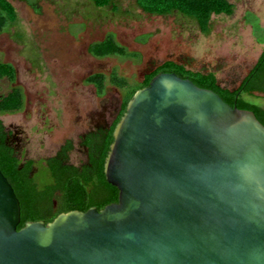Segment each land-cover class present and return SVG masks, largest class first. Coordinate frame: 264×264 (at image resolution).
Returning a JSON list of instances; mask_svg holds the SVG:
<instances>
[{"label":"water","instance_id":"95a60500","mask_svg":"<svg viewBox=\"0 0 264 264\" xmlns=\"http://www.w3.org/2000/svg\"><path fill=\"white\" fill-rule=\"evenodd\" d=\"M104 159L116 202L21 219L0 170V264H264V125L174 72L137 89Z\"/></svg>","mask_w":264,"mask_h":264},{"label":"rangeland","instance_id":"374dc122","mask_svg":"<svg viewBox=\"0 0 264 264\" xmlns=\"http://www.w3.org/2000/svg\"><path fill=\"white\" fill-rule=\"evenodd\" d=\"M9 1L18 21L9 32L0 33V60L17 69V82L25 89L27 103L20 113L3 119L21 124L28 155L34 159L51 155L65 138L76 139L87 128L90 115L101 110L105 91L98 95L86 82L91 73L108 75L113 71L130 82V89L147 70L174 60L191 70L213 72L221 86L234 88L264 48L245 19L249 11V19L264 29V0H229L233 13L213 14L208 34L186 17L145 13L134 0H115L116 9L96 6L91 0H34L35 7L23 0ZM109 31L128 53L134 51L138 56H90L87 45ZM10 85L1 80L0 92H7ZM106 85L113 106L123 99L124 92ZM245 97L264 107L263 94ZM108 114L104 118H109ZM71 159L78 161L79 157L74 153ZM37 166L34 179L39 186L51 182L49 169L40 163Z\"/></svg>","mask_w":264,"mask_h":264},{"label":"trees","instance_id":"16d2710c","mask_svg":"<svg viewBox=\"0 0 264 264\" xmlns=\"http://www.w3.org/2000/svg\"><path fill=\"white\" fill-rule=\"evenodd\" d=\"M34 5V0H23ZM96 6H109L116 9L115 0H91ZM135 5L143 12L152 15H178L194 21L200 32H210L211 16L218 14L231 15L234 5L229 0H134ZM36 8L38 6L36 5ZM245 19L251 25L252 33L259 43L264 44V36H258L263 27L256 21L253 22L247 16ZM18 21L16 9L9 0H0V33L9 32ZM264 30V29H263ZM118 42V41H117ZM115 42L114 34H107L102 41L90 44L89 52L97 57L105 56H138L137 52L131 55L127 48ZM110 72L108 76L103 73H95L87 78L92 83L99 95H102L105 83L122 88L124 97L119 112L109 128L100 129L96 135L89 137L85 142L89 148V159L81 165L70 164L68 154L72 148L71 142L61 148L55 156L49 158L46 167L50 171L51 182L39 186L34 179L35 175H29L30 163L20 168L10 150L0 138V170L12 185L20 203L21 219L18 229L26 221L43 220L51 221L58 213L72 209L81 211L95 206L98 210L106 204L116 202L118 189L110 184L104 175L103 164L105 156L112 141L113 129L125 111V107L134 92L150 82L152 77L160 72H174L182 78H189L196 85L209 88L232 106L248 109L254 112L257 119L264 125V107L255 101L245 97H252L254 93L264 95V48L256 62L248 73L242 78L239 85L234 88L223 87L219 84L213 72H202L186 68V65L174 60H166L153 69L145 72L141 81L130 86L128 80L119 78L116 73ZM14 68L8 62L0 60V78L13 79ZM22 105L21 94L13 90L0 100V110L12 111Z\"/></svg>","mask_w":264,"mask_h":264},{"label":"flooded vegetation","instance_id":"af4514ba","mask_svg":"<svg viewBox=\"0 0 264 264\" xmlns=\"http://www.w3.org/2000/svg\"><path fill=\"white\" fill-rule=\"evenodd\" d=\"M109 33H110V31L107 32L104 35V37ZM111 33H113V32H111ZM113 34H114V37L116 39V34L115 33H113ZM104 37L100 40L92 41L87 45L86 51L90 56L97 58L89 52L88 48H89L90 44H92L94 42L102 41L104 39ZM123 46H125V45H123ZM105 57H110V56H105ZM100 58H104V57H100ZM97 59H99V58H97ZM10 64L13 66L15 74H14L13 79H9L7 77H1L0 78V81L4 79V80H7L11 84L10 88L8 89L7 92H5L4 94L2 92H0V100L2 99V97L6 96L8 93L12 92L13 90H17L21 94L22 105L19 109H15L12 111L0 110V138H2V142L10 150V153L12 154V156L18 160L20 168L22 166H24L25 164L30 163L29 175L30 176L35 175V173L39 170V167L37 166V164L40 163L41 165L46 167V165H47L46 161L49 158L55 156L56 153L61 151V148L64 147L67 144V142H69V141L71 142V145H72V148L70 149L69 154H68L69 163L74 164V165H81L82 163H86L89 159V155H88L89 154V148H88V145L86 144L85 141L89 137L95 136L96 132L99 131L100 129L104 130V129L110 127V125L113 123L115 117L117 116V114L119 112V109H120V106L122 104L123 99H121L118 103L115 102V105L110 106V100L107 99V93L105 90L107 87L106 83H109L107 81L105 83V88H104L105 93L102 95L104 97L102 98L103 100H102V104H101V110L90 115V119L88 121L89 123L87 125V128H85L83 131H81L79 134H77L76 139L70 138V137L65 138L63 140V142L58 146V148L51 155L44 157V158H41V159L40 158L34 159L28 155V143H27L28 141L25 137H23L24 130L21 127V124L16 122L14 119L11 122L5 123L4 119H3L4 115H11V114L20 113L22 111V109H24V107L27 103L26 102L27 97L25 95L26 94L25 89L23 86H21L20 83L17 82V78H18L17 69L15 68V66L12 63H10ZM95 73H101V72H94V73L89 74L86 77V82H87V78L89 76H91L92 74H95ZM144 74L145 73H143V77H144ZM108 75H106V76H108ZM89 84H91L95 88V86L92 83H89ZM46 90L49 91L50 89L46 88ZM95 90H96V88H95ZM96 92H97V90H96ZM110 107H111V109H110ZM106 113H109L108 114L109 118H107V119H106V117L104 118V115ZM74 153L79 157L78 161H72L71 158H72V154H74Z\"/></svg>","mask_w":264,"mask_h":264}]
</instances>
